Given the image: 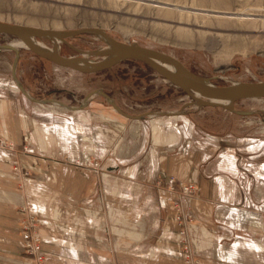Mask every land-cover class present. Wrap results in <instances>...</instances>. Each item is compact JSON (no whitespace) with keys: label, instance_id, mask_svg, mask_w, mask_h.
<instances>
[{"label":"rangeland","instance_id":"374dc122","mask_svg":"<svg viewBox=\"0 0 264 264\" xmlns=\"http://www.w3.org/2000/svg\"><path fill=\"white\" fill-rule=\"evenodd\" d=\"M0 21L60 31L99 28L117 41L171 55L189 71L208 78L215 86L264 81V0H0ZM16 41L11 36L0 35V45ZM38 42L51 48V43L47 40ZM67 42L83 51L105 48L104 43L91 35L68 38ZM58 50L63 56L75 55L73 50L61 43ZM0 54H6L5 76L15 87L13 95L17 102L12 101L11 105L14 114L33 124V119L38 121L36 114L56 113L63 108L55 104L40 105L27 100L11 78L14 53L0 51ZM16 77L31 97L40 100L54 99L70 107H79L85 96L94 90H100L111 97L123 112H133L130 115L177 112L183 104L189 102L186 95L178 93L174 86L148 66L136 61L119 63L100 74H79L58 67L21 48ZM84 108L82 110L89 111L87 114L90 115L93 125L115 133L109 151L99 156L91 151L85 155L89 156V165L97 177V192H106L100 179L103 175L102 156L106 157L105 161L111 150L115 157H128L141 144L142 126L148 128L145 136L146 150L160 141L158 145L166 147L170 154L178 153L179 148H168L171 145L168 141L179 137L178 133L189 128L190 135L185 140L187 152L195 153L199 143L217 140L214 144L216 150H224L233 156V161L237 160L236 164H248L244 166L247 171L243 170V176L247 178L248 192L254 193V202L263 204L264 181L259 180V177H264V98L236 102L235 110L254 112L246 116L221 108L198 109L190 106L175 118L146 117L134 121L122 119L101 96H93ZM118 120L128 127L113 126ZM35 125V130L31 128L23 137L22 155L33 150V143L41 135V125ZM154 125L162 130V136L158 133L153 140L150 135ZM166 126H172V129L164 130ZM48 142L56 145L53 136ZM86 142L83 140L84 145H90ZM216 158L213 156L203 166L204 173L210 177L221 173L217 169ZM13 160L16 162L10 165L11 174L17 187L24 189L31 177L41 171L22 167L18 160ZM35 167L40 169L39 164ZM169 178L173 177H168L164 182L159 179L154 185L174 194L169 202L183 264H199L200 259L195 252L200 246L190 235L191 227L198 223L192 202L197 197L199 183L192 182L196 190L184 194L178 186V182L183 181L174 178L176 182L171 190L167 183ZM111 190L115 192L109 188V192ZM96 199L99 201V210H107L105 196L99 193ZM27 203L24 201L18 206L17 210L22 215L18 227L23 222L30 221L31 215L34 216L35 228L32 232L35 231L41 240L38 219L27 211ZM237 207L239 206L235 205L231 208L235 210ZM239 210L249 226L260 232L259 243H264V214L260 210L249 208V205ZM105 219L102 217L100 220L103 225ZM101 231L107 233V228L101 227ZM149 232L147 230V235ZM22 251L25 256L34 260V255L26 252L23 247ZM228 262L227 259L225 264Z\"/></svg>","mask_w":264,"mask_h":264},{"label":"crops","instance_id":"0c3cea01","mask_svg":"<svg viewBox=\"0 0 264 264\" xmlns=\"http://www.w3.org/2000/svg\"><path fill=\"white\" fill-rule=\"evenodd\" d=\"M4 55L0 54V139L11 148H0V264H33V258L23 254L18 227L22 215L17 209L24 201L29 203L27 211L39 222L44 264H183L169 202L174 194L154 185L170 176L199 183L192 202L198 223L190 229L200 246L195 252L199 264H225L227 259L228 264H264L260 232L249 226L239 210L249 205L264 214V198L258 205L254 193L248 192L243 176L248 164H236L233 156L216 150L217 140L199 143L195 153L187 152L189 128L168 141V148H179L178 153H167L166 147L158 145L160 141L152 142L156 145L147 151L148 128L144 125L141 144L128 157H115L111 150L105 161L102 156L100 179L106 192H97V177L85 155L91 151L99 156L109 151L115 133L93 125L88 110L61 108L56 113L36 114L38 121L33 119V124L14 114L11 105L17 102L15 87L5 76ZM116 122L112 125L128 127ZM38 123L41 135L33 143V150L22 155L23 137ZM158 133H162L158 126L151 127L150 139ZM52 136L55 146L48 142ZM83 140L90 145H84ZM213 156L221 173L210 177L203 166ZM13 159L22 167L41 171L24 189L17 187L11 174L10 165L16 162ZM38 164L39 170L35 167ZM259 180L264 181V177ZM109 188L115 192H109ZM99 193L105 196L107 208L102 212L96 199ZM235 205L239 207L233 210ZM102 217L106 218L105 225ZM101 227L107 228V233Z\"/></svg>","mask_w":264,"mask_h":264},{"label":"water","instance_id":"95a60500","mask_svg":"<svg viewBox=\"0 0 264 264\" xmlns=\"http://www.w3.org/2000/svg\"><path fill=\"white\" fill-rule=\"evenodd\" d=\"M0 35L11 36L22 44L21 46L13 43L3 44L0 45V51H11L14 53L11 66L12 81L27 100L40 105L55 104L67 110L77 111L84 109L93 96H101L117 114L125 119L138 121L146 117H177L182 115L183 110L190 106H195L198 109L215 107L241 116L252 115L254 112L235 110V103L242 100L264 98V81L236 82L227 86H215L210 83L208 78L189 71L173 56L137 44L117 41L99 28L60 31L0 21ZM79 35L94 36L105 44V48L102 50L83 51L74 48L67 42L68 38ZM38 40L49 41L51 48L43 46ZM60 43L73 50L75 55H61L58 50ZM21 48L58 67L79 74H96L109 70L125 61L140 62L148 66L172 86L184 92L189 102L183 104L177 112H146L140 115H130L123 112L111 97L100 90H94L87 94L79 107H70L54 99H36L27 93L16 77L19 49Z\"/></svg>","mask_w":264,"mask_h":264},{"label":"built area","instance_id":"2783aa9c","mask_svg":"<svg viewBox=\"0 0 264 264\" xmlns=\"http://www.w3.org/2000/svg\"><path fill=\"white\" fill-rule=\"evenodd\" d=\"M0 148H7L10 149L11 147L0 139ZM97 164H94V167H96ZM16 170V168H14ZM174 178H169L167 180V183L169 186H171V190H173V185L175 184ZM178 186L180 188V191L184 194H189L191 192H194L196 190V187L194 184L190 183H183L178 182ZM35 217L31 215L30 221L23 222V224L20 226L21 231V243L23 249L26 250V252L34 255L33 264H44L45 258L44 254L42 253V242L38 235L35 234V231L32 232V229L35 228Z\"/></svg>","mask_w":264,"mask_h":264},{"label":"trees","instance_id":"16d2710c","mask_svg":"<svg viewBox=\"0 0 264 264\" xmlns=\"http://www.w3.org/2000/svg\"><path fill=\"white\" fill-rule=\"evenodd\" d=\"M125 62H132V61H125ZM144 65H145V64H144ZM145 66H146V65H145ZM64 69H65V68H64ZM106 71H107V70H106ZM103 72H104V71H103ZM100 73H102V72H99V73H96V74H100ZM176 89H177L178 93L185 95L184 92H182L180 89H178V88H176ZM125 113H127V114H131V113H133V112H130V111L125 110Z\"/></svg>","mask_w":264,"mask_h":264},{"label":"bare ground","instance_id":"6f19581e","mask_svg":"<svg viewBox=\"0 0 264 264\" xmlns=\"http://www.w3.org/2000/svg\"><path fill=\"white\" fill-rule=\"evenodd\" d=\"M14 45H19V46H21L22 44L21 43H19L18 41H16V42H14L13 43ZM119 115V114H118ZM120 116V115H119ZM122 117V116H121ZM124 118V117H123ZM97 169V168H96Z\"/></svg>","mask_w":264,"mask_h":264}]
</instances>
